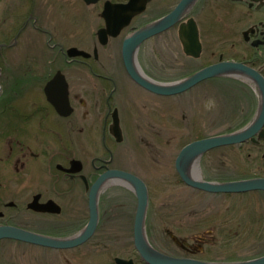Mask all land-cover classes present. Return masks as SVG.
<instances>
[{
	"label": "rangeland",
	"instance_id": "374dc122",
	"mask_svg": "<svg viewBox=\"0 0 264 264\" xmlns=\"http://www.w3.org/2000/svg\"><path fill=\"white\" fill-rule=\"evenodd\" d=\"M177 1L155 0L148 11L120 37L102 47L97 32L105 25L101 18L103 2L87 5L83 0H41L40 3L28 4L20 0H0V46L15 45L0 48V124L13 123L9 117H12V106L22 111L24 100L30 96L35 100L42 95L43 99L41 91L39 93L34 88L26 90L27 76L23 71L30 62L48 65L54 60L61 63L60 47H78L90 53L97 47L99 62H88L93 64L96 72L114 78L118 102L112 104L119 107L124 128V142L113 146L116 153L122 156L116 165L130 168L148 185L146 237L150 241L157 240L159 248L174 252H177V247L170 240L168 231L189 241V236L204 233L211 237L216 235L214 231L222 238L221 231L225 230L223 232L232 237L234 243L247 249L263 245L264 193L208 195L185 185L175 169L176 158L187 143L227 133L236 125L235 114L231 112L240 107V101L237 98L233 101L227 99L224 85L217 84L214 79L177 97L154 98L137 86L124 68L121 51L125 37L132 33L134 27L168 12ZM185 63L176 29L148 41L137 55V64L142 72L162 84L180 82L196 70L185 68ZM72 84L76 107L74 121L78 120L76 123L83 128L91 126V123L95 126L101 124L97 117L100 113L103 117L105 115L111 83L93 77L88 80L73 77ZM150 99L157 101L152 105L144 103ZM85 113H88L87 117ZM51 120L47 118L42 123L49 124ZM33 126H38L36 121ZM65 133L63 136L66 138ZM93 142L90 143L80 135L76 139V146L71 148L73 156L89 164L99 149ZM51 146L54 147V144ZM59 150L57 146L56 151ZM35 161L42 163L41 160ZM198 163L203 180L220 181L222 175L217 168L220 163L218 150L205 155ZM76 201L84 205L81 196ZM101 203L104 204H101L102 213L108 220L104 221L103 217L95 235L96 238L105 237L101 247L95 238L81 248L60 251L53 257L49 253L41 255L42 250L31 248L16 262L111 264V257L123 251V245L112 243V239L122 236L128 239L133 236L132 208L134 215L137 201L132 189L117 186L101 195ZM113 207L120 212L118 221H113ZM80 218L83 221L78 229L86 223L88 217L82 211ZM236 239L239 241L236 242ZM227 249H213L212 255L206 254V257L219 255L230 258L242 254L241 250L234 254L231 248Z\"/></svg>",
	"mask_w": 264,
	"mask_h": 264
},
{
	"label": "flooded vegetation",
	"instance_id": "af4514ba",
	"mask_svg": "<svg viewBox=\"0 0 264 264\" xmlns=\"http://www.w3.org/2000/svg\"><path fill=\"white\" fill-rule=\"evenodd\" d=\"M20 1L28 4H36L40 3L41 0ZM106 1L107 0H101L93 5L103 2L104 9V3ZM110 1L114 3H125L128 0ZM154 1L155 0H153L148 5L146 11L136 17L134 21L143 16ZM180 1L181 0H178L177 3L165 14L158 17L154 16L139 27H134L132 33L127 37L162 19L169 14ZM191 20L195 21L199 33L201 52L198 57L187 54L185 46L180 39L181 24H186L188 26ZM126 29H124L122 33ZM174 29L177 30L181 50L184 54V60L186 61V67H184L196 69L191 75L203 68L224 63L242 64L249 69L248 75L239 77L237 75H221L213 78L216 80L217 84L224 85L223 89L225 90L223 91L227 99L233 101L237 98L240 101V107L233 109L231 112V114H235L236 125H234L229 132L222 133L218 136L235 134L242 132L247 128L259 127L256 128V131L248 139L237 144L213 149L205 153L202 157L210 152L219 151L220 163L217 168L219 174L222 175L219 182L264 179V119H262V115H264V110L262 111V100L264 95L258 83V78L264 83V0H195L177 24L146 40L140 46L137 55L148 41ZM118 37L110 38L109 43L111 40L117 39ZM127 37H125V39ZM99 45L101 46L100 43ZM12 46L15 45L5 44L0 46V48H11ZM69 49H64L63 47L59 48V55L62 57L61 63L54 60L50 61L48 65L41 62L37 64L30 62L27 67H25L23 73L25 72L27 76L26 90H28V88H34V90L39 91V93L42 92L43 99L42 95L35 100L30 96L29 99L24 100V109H21L22 111L12 106V112L10 113L12 117H9L10 122L13 123L0 124V228L12 227L55 239L73 238L78 236L89 222V195L92 187L103 174L112 170L124 171L131 173L144 181L142 177L134 173L130 168L116 165V162L120 160L122 156L121 153H116L113 146L124 142V128L122 127L120 109L118 106L112 104L117 101L118 95L116 88L117 85L114 78L112 79L111 76H107L106 74L94 70L93 64L98 63L100 60L99 54L97 55V58L95 57V50L97 49L99 52V48L94 47L92 53L78 48L91 54V57L89 58H84L82 56L69 57L67 53ZM89 60H92L94 63L89 64ZM101 65L103 64L101 63ZM58 76L64 77V80L67 83L68 100L72 109L69 115L60 113L49 101L46 95V87ZM73 77L78 80H88V78L93 77L111 83V87L107 84L111 91L106 100L107 110L105 111V115L103 117L100 113L97 117L101 124L95 126L91 123V126L89 125V127L83 128L76 123L78 120L74 121L76 107L74 105L75 95L72 86ZM129 78L152 97H163L162 95L146 90L137 84L130 76ZM207 81L208 80L198 84L185 93L192 91ZM104 89L105 88H103V91H105ZM60 90H62L61 87ZM177 96L179 95L164 97ZM154 101L157 100H145L144 103L152 105ZM63 111L65 112L66 109H63ZM115 113L119 119L120 137L113 132ZM84 115L87 117L88 113H85ZM47 118H51L52 120L49 124L44 125L42 121H45ZM35 121L38 126H33V122ZM52 121L53 124H51ZM64 131L66 132V138L63 136ZM80 135L90 143L94 141L93 143L99 146L96 156L91 158L89 164L76 158L72 154L71 148L76 146V139ZM96 136L97 140L95 142ZM192 142L193 141L190 143ZM111 143H113V145ZM190 143H187L186 145ZM52 144H54V147L51 146ZM64 144H67L68 146L64 147ZM57 146L60 147L59 151H56ZM184 147H182V149ZM202 157L197 159L198 162ZM35 160H41L42 163H37ZM77 161L82 165L81 171L69 172L68 170L77 167V165H72V162ZM228 161H230V163H228ZM178 176L182 181L179 174ZM113 180L128 183L125 180L113 178L104 181L99 187L97 202L99 217L97 229L94 235L84 244L75 248L55 249L32 244L19 239L2 238L0 239V264H22L21 262H16V259L20 260L19 258L22 257L23 253L31 248L42 250L41 255L43 253H49L53 257L57 252L75 250L93 241L96 238L95 235L103 217L104 221L108 222L107 217L102 213L103 206H101V204H104L101 203V195L114 187L127 186L119 184L108 190L102 191L104 185ZM128 185H130V187H127L134 191L133 186L130 183H128ZM146 186L148 188L147 184ZM194 190L201 191L197 189ZM252 192L264 193V191H251L247 193L225 195H244ZM204 193L214 196L213 194ZM78 196L83 198L84 205L76 201ZM115 206L118 205L116 204ZM113 209V221H118V215L120 212L115 210L117 208L113 207ZM136 210L133 215L134 207L132 208L131 226L133 222V230ZM82 211L87 214L88 218L86 223L78 229L80 222L83 221L80 218ZM147 217L148 211L146 213L145 223ZM223 231L225 230L221 231L222 238H219V233L214 231L216 235H211V237H207L204 233L189 236V241L182 239L181 237L179 238L174 232L168 231L170 240L173 242L174 246L177 247V252L159 248L157 246L158 241L155 239L154 241H150L147 238V240L153 248L169 256L183 259H194L203 262L234 263L251 261L264 257V243L263 245H255L247 249L239 243H234L232 240L233 238L226 236V233ZM116 233L119 232L116 230ZM122 237L112 239L114 240L112 243L123 245V251L122 253L115 254L111 257V264H118V259L132 261V264H148L144 261L135 247L134 231L132 238L126 239ZM96 239L99 240L98 244H100V247L105 242V237ZM235 241L237 242L239 239H236ZM216 248H231L232 253L234 254L241 250L242 254L230 258H224L219 255H216L214 258H207L206 254L211 256L213 249Z\"/></svg>",
	"mask_w": 264,
	"mask_h": 264
},
{
	"label": "water",
	"instance_id": "95a60500",
	"mask_svg": "<svg viewBox=\"0 0 264 264\" xmlns=\"http://www.w3.org/2000/svg\"><path fill=\"white\" fill-rule=\"evenodd\" d=\"M99 1L101 0H84L87 5H93ZM152 1L153 0H128L125 3H114L110 0H107L104 3V9L102 12V18L105 21V26L97 33L99 43L102 46H106L109 43L110 38H116L120 36L122 31L128 28L136 17L140 16L146 11L148 5ZM194 1L195 0H181L169 14L154 22L153 24H150L145 28L134 32L123 42L122 57L128 75L137 84L152 93L162 96L180 95L206 80L213 79L221 75H237L239 77L248 75L249 73V69L242 64H215L199 70L180 82L162 84L151 80L137 69V52L140 46L146 40L170 29L172 26L177 24L188 11V8L191 6V4L194 3ZM180 39L185 46L187 54L194 57H198L200 55L201 45L199 41V33L194 20H191L188 26L186 24H181ZM67 53L69 57H91V54L88 52L75 47L70 48ZM97 55L98 51L96 49V58ZM258 80L264 95V83L260 78H258ZM60 87L62 90H60ZM45 91L49 101L60 113H64V115H69L71 113L72 109L68 100L67 83L64 80V77H56L54 81L48 84ZM63 109H66V111L64 112ZM263 110L264 98L262 100V111ZM262 119H264V115H262ZM257 127L259 126L247 128L242 132L235 134L206 137L186 145L181 150L176 160V170L182 181L194 189L210 194H240L251 191H264V179H249L234 182H211L202 180L201 178L193 177L190 175L189 171L192 162L202 157L205 153L222 146H228L242 142L248 139L256 131ZM113 132L118 137H120L119 119L116 113L114 114ZM72 165H77V167H75V169L72 168L68 170L69 172L81 171L82 165L79 161L72 162ZM113 178L125 180L133 186L137 198V210L133 230L134 244L137 251L148 264H264V257L245 262L210 263L194 259L177 258L156 250L149 244L145 232V219L149 204L148 188L145 182L137 176L118 170H112L103 174L92 187L89 195L90 219L85 229L78 236L68 239H55L12 227H1L0 239L14 238L55 249L75 248L84 244L94 235L97 229L99 217L97 206L99 187L104 181ZM117 262L118 264H132V261H125L121 259H118Z\"/></svg>",
	"mask_w": 264,
	"mask_h": 264
},
{
	"label": "bare ground",
	"instance_id": "6f19581e",
	"mask_svg": "<svg viewBox=\"0 0 264 264\" xmlns=\"http://www.w3.org/2000/svg\"><path fill=\"white\" fill-rule=\"evenodd\" d=\"M137 69L139 71H141L140 68L138 67V64H137ZM190 175L193 176V177H196V178H201L202 177V173H201L200 166H199V163H198L197 159L190 166ZM119 184L127 185V186L130 187V185H128V183H125V182L119 181V180H113V181H110V182L106 183L104 185L102 191L108 190L111 187H113L115 185H119Z\"/></svg>",
	"mask_w": 264,
	"mask_h": 264
}]
</instances>
